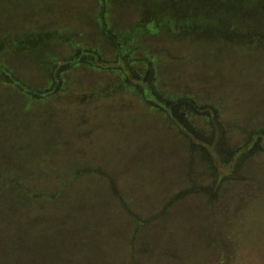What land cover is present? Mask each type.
Instances as JSON below:
<instances>
[{
  "label": "rangeland",
  "instance_id": "374dc122",
  "mask_svg": "<svg viewBox=\"0 0 264 264\" xmlns=\"http://www.w3.org/2000/svg\"><path fill=\"white\" fill-rule=\"evenodd\" d=\"M41 1L56 2V16L50 9L51 16L37 17L36 0L0 6V66L6 71L0 137L17 128L21 110L45 119L36 123L37 135L64 131L61 152L50 164L100 172L125 196L133 222L117 226L113 239L124 240L125 230L144 222L131 258L125 244L114 240L109 253L98 249L84 262L64 257L57 264H264V50L198 58L203 44H190L181 34L192 23L208 27V35L216 29L219 12L207 0H157L129 9L131 14L122 0L110 6L108 0ZM14 9L17 21L5 20L3 13ZM62 63L65 69L56 68ZM130 74L137 86L129 83ZM17 81L41 92L64 86L63 93L29 102L17 92ZM121 81L128 82L129 94L106 95ZM143 86L161 106L171 103L174 109L166 108L173 115L181 112L176 117L189 122L191 138L174 130L159 107L139 102ZM92 89L102 98H86ZM60 112L67 117L63 123L55 115Z\"/></svg>",
  "mask_w": 264,
  "mask_h": 264
},
{
  "label": "trees",
  "instance_id": "16d2710c",
  "mask_svg": "<svg viewBox=\"0 0 264 264\" xmlns=\"http://www.w3.org/2000/svg\"><path fill=\"white\" fill-rule=\"evenodd\" d=\"M40 1L36 0L37 4L33 7L32 13H35L37 17L51 16L49 10L52 9L56 16V2L45 4ZM207 2H210L208 6L219 12L216 19L220 22L216 25V29L211 30L208 35V27L192 23V28L190 27L181 34L185 36V39H189L190 44L194 43L193 40L203 44L200 45L202 49H200L201 53L198 58L204 60L206 56L211 58L215 54L224 55L225 53L232 55L236 50H249L248 53H252V55H261L264 45H259L258 42L264 38V0H207ZM111 3V0H108L105 6H110ZM119 3H123L125 9H128L131 14L129 9L139 11L142 7H148L150 3L157 4V0H122ZM0 6L6 7V10L8 7L17 8V0H3ZM57 8L61 9L60 6ZM3 15L5 20L14 18L17 21V9H14L9 16L6 13ZM98 15L94 16L95 22H100ZM140 19H144V14ZM33 25L41 28L46 24L33 23ZM239 27L243 29L242 32ZM173 30L172 33L178 34L175 29ZM231 30H234V33H231ZM243 33L242 39L237 37L242 36ZM0 34H2L1 30ZM220 37H225L230 41H222L219 39ZM56 38L59 40V37L52 40H56ZM246 39L249 41L244 42ZM6 40L10 42L7 38ZM236 44H241L238 47L242 48L239 49ZM257 52L261 53L256 54ZM55 65V60H53L50 69L55 68ZM66 65L62 63L56 68L65 69ZM157 66L154 74L157 78L156 83L160 79L157 77ZM2 67L0 66V81H4L6 73ZM110 68L117 69L116 66ZM117 73L119 74L117 79L121 80L119 69H117ZM130 77L129 83L137 86L136 82H133L135 80L131 81L134 78L131 74ZM127 84V81H121V84H117L119 87L114 92L106 95L116 94L117 96L123 92V95L129 94L130 90L127 88ZM16 85L17 92L29 102L49 101L52 95L59 92L53 88H43L44 92L38 89H28L18 81ZM12 87L14 86L12 85ZM63 88L64 86L59 93H63ZM89 91L86 98L101 97L98 89ZM142 94L143 101L139 102L156 105L171 120L174 130L175 128L179 129L180 134L192 137L191 131H187L189 122L180 123L176 117V113L180 115L181 112L176 111L175 113L174 111L173 115L167 110L168 107L174 109L170 102L169 106L166 104L161 106L155 102L158 99L156 95L145 86L142 88ZM78 100L82 101V98ZM101 101H105V99ZM180 107L177 108L180 109ZM187 107L190 106L187 105ZM196 108L198 107H194V110ZM26 110L19 111L18 117L20 118L17 120V128L14 130V127L10 126L7 132L9 136L0 137L4 151L2 152L0 149V159H3V155L5 159L4 163H0V264H57L63 262L64 257L65 259L73 257L75 260L84 262L87 256L97 253L98 249L100 252L109 253L108 247L114 240L115 243L122 241L125 244L124 248L128 249L129 258H131V255L133 256L137 250L134 247V242H136L134 236L137 235L138 228L144 222L140 225L134 222L133 229L125 230L124 240L118 237L113 239V234L119 231L117 226L127 227L126 222H129L130 219L131 223L133 220L132 215L129 214L125 196L121 194L117 184L109 183L100 172L88 173L82 167L70 170L64 165L50 164V159L61 152L62 147L59 149V143L63 138L64 131L50 137H44V134L37 135L35 125L37 122L44 123L45 119L33 117L31 111L26 115ZM246 114L251 115L248 108ZM55 115L58 117V123H63L67 118H61L63 115L66 116L65 112ZM253 117L252 114L250 118ZM247 122L249 123V120ZM3 125L5 122L0 118L1 131L4 129ZM195 140L200 141L198 138ZM202 140L203 138L201 142ZM84 177H87L86 180ZM158 216L159 214L156 217ZM92 241H96V245H91ZM102 244L104 245L102 246ZM100 246L103 249L99 248Z\"/></svg>",
  "mask_w": 264,
  "mask_h": 264
}]
</instances>
